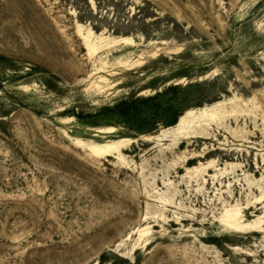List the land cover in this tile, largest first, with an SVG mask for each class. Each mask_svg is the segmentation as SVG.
I'll return each instance as SVG.
<instances>
[{
    "label": "rangeland",
    "instance_id": "obj_1",
    "mask_svg": "<svg viewBox=\"0 0 264 264\" xmlns=\"http://www.w3.org/2000/svg\"><path fill=\"white\" fill-rule=\"evenodd\" d=\"M0 264H264V0H0Z\"/></svg>",
    "mask_w": 264,
    "mask_h": 264
},
{
    "label": "bare ground",
    "instance_id": "obj_2",
    "mask_svg": "<svg viewBox=\"0 0 264 264\" xmlns=\"http://www.w3.org/2000/svg\"><path fill=\"white\" fill-rule=\"evenodd\" d=\"M123 41L126 44L131 43L130 39H124ZM87 49L90 55H94L97 51L100 50V48L97 49L91 43H88ZM127 66L132 67V65H127ZM223 107H224L223 104L217 103V104L205 106L204 108H200V109L188 110L178 120L177 125L172 126V127H167L163 129V132L164 134H167V133H170L171 130H174L180 135V137L184 138L188 134H190L191 131H193L194 124H195V127L198 128L199 125L196 126V124L198 123H201L202 126H205L203 124L207 122L215 121L216 116L219 114V110L222 109ZM96 130L98 133L105 134V135L119 133V128L115 125L107 126V127H97ZM140 137L145 141H149L152 138V136H147V135H141ZM127 142L129 141L123 140V139L118 140V141L109 140L105 142L104 145H102L101 147H95L93 151L101 157L102 156H113L118 159V157H120L121 151L124 150V148L128 144ZM239 215H240V212H236V213L229 212L228 220L232 221L235 218H237ZM229 224L232 225V223H229Z\"/></svg>",
    "mask_w": 264,
    "mask_h": 264
},
{
    "label": "trees",
    "instance_id": "obj_3",
    "mask_svg": "<svg viewBox=\"0 0 264 264\" xmlns=\"http://www.w3.org/2000/svg\"><path fill=\"white\" fill-rule=\"evenodd\" d=\"M159 97L160 95L151 99L143 100L142 102H140V104L138 102L134 104H123L124 108L121 110V112L124 120L127 122V124L130 125L131 128L135 129L136 131H139L140 133L147 132V129L144 126L146 121H149L150 117L152 116V114L148 115L146 113L150 108H152L147 107V105L150 102L156 101ZM144 105L146 106V108H144ZM175 124L176 123L173 122L169 125V127L175 126Z\"/></svg>",
    "mask_w": 264,
    "mask_h": 264
}]
</instances>
